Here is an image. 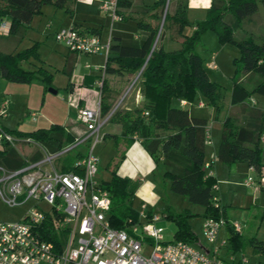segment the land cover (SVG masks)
I'll use <instances>...</instances> for the list:
<instances>
[{
    "label": "trees",
    "instance_id": "obj_1",
    "mask_svg": "<svg viewBox=\"0 0 264 264\" xmlns=\"http://www.w3.org/2000/svg\"><path fill=\"white\" fill-rule=\"evenodd\" d=\"M75 2L76 0H0V19L9 21V33L2 43L5 50L0 49V76L16 83H30L35 79H42V76L50 80L51 75L46 74L42 67L32 70L21 67L22 61L33 52L30 48L15 52L16 40L33 16L41 12L42 6L52 5L72 17ZM258 6L264 10V0H211L206 17L190 22L186 18L185 0H116L115 13L119 21L130 18L126 13L139 14L136 19L139 44L124 45L119 37L110 38L100 89V111L103 116L111 112L115 98L123 91L121 82H118L120 88L116 87L110 80L111 77L120 78L125 84L137 76L133 85L140 94V100L132 107L116 108L108 120V123L122 127L120 137L114 136L116 155L107 165L109 179L102 181L111 197L108 213L111 226L121 228L128 219L136 221L138 217L132 206L138 183L119 177L115 171L124 156L118 148L117 140L122 139L127 146L134 138L142 144L156 168L160 163L180 167V174L171 171H164L162 174L169 181L171 192L202 207L203 219L223 218L229 222L223 206L214 207V177L204 178L202 169L207 120L192 116L188 108L171 106V101L192 102L201 98L206 106L214 109L216 119L223 113L216 161L228 165L244 162L255 174H260V138L264 131V112H260L255 104L246 103V100L252 95L264 96V35L255 36L241 31V21L254 14ZM187 28L190 31L188 34L185 33ZM207 30L216 34L220 45L229 44L238 49V57L232 60L235 72H253L262 77L252 90L245 89L234 80L231 91L227 92L223 86L208 78L203 60L194 48L201 34ZM90 32L96 34L99 30L92 29ZM63 72L68 74V70ZM107 74L109 78H106ZM234 105H241L236 113L246 116L245 121H240L236 113L229 112V108ZM0 127L14 139L20 142L30 140L50 153L73 143L75 138L61 125H51L48 129L27 133ZM105 137L104 135L103 139ZM40 157L41 153L37 152L28 160L35 161ZM72 159L67 155L61 162L67 165ZM24 164V158L13 145L6 141L0 142V166L15 170ZM56 165L61 171L68 170L59 163ZM186 215V212L180 215L170 210L163 213L165 218L173 219L181 227L174 234V240L194 243L197 236L185 225L183 218ZM149 216L150 213L147 214ZM56 217L60 216L47 213L41 228L42 237L61 246L65 230L57 232L53 228L52 219ZM226 227L231 231L228 241H237L239 248L240 233H236L228 224ZM253 246L264 253V243H253Z\"/></svg>",
    "mask_w": 264,
    "mask_h": 264
},
{
    "label": "built area",
    "instance_id": "obj_2",
    "mask_svg": "<svg viewBox=\"0 0 264 264\" xmlns=\"http://www.w3.org/2000/svg\"><path fill=\"white\" fill-rule=\"evenodd\" d=\"M116 0H103L100 8L110 13L112 21H119L115 13ZM9 23L0 19V36H7ZM57 42L63 44L70 53L87 56L103 53L104 64L97 66L100 77L96 82L98 92L93 107L77 110V121L83 129L74 142L53 153L40 147L41 157L35 161L25 159V164L15 170L0 166V201L9 207L33 202L22 219L13 222L0 221V264H234L219 260L216 256L226 239H219L220 231L230 225L236 233L241 232L236 222H226L223 218H204L202 236L208 251L196 248L184 241L165 242L163 227L158 225L162 216L144 210L138 213L136 221L128 219L121 228L111 226L107 216L111 206L109 191L98 178V159L94 154L96 145L102 142L103 127L108 123L113 110L103 116L100 111V89L105 72V61L109 53L110 38L102 42L97 35L89 34L70 26L54 33ZM89 68V65H86ZM215 69L216 66L212 65ZM134 78L130 87L134 84ZM182 106H189L185 101ZM255 104V101H251ZM203 107V103L198 104ZM7 116V102L0 104V118ZM14 145L18 141L2 131L0 142ZM210 141L209 130L205 132V144ZM20 142V141H18ZM21 143H32L26 140ZM36 144V143H35ZM86 144L84 149H78ZM37 145V144H36ZM78 149V150H77ZM75 151V152H74ZM73 158L66 165L61 160L65 156ZM66 166L61 171L56 166ZM215 156L203 163L204 178L213 177ZM251 171L253 169L251 168ZM254 180L247 177L244 185L252 187ZM212 186L213 204L220 207ZM47 213H52L53 228L65 230L63 245L57 246L42 237L43 222ZM241 259L239 264H247ZM254 264H261L255 262Z\"/></svg>",
    "mask_w": 264,
    "mask_h": 264
},
{
    "label": "rangeland",
    "instance_id": "obj_3",
    "mask_svg": "<svg viewBox=\"0 0 264 264\" xmlns=\"http://www.w3.org/2000/svg\"><path fill=\"white\" fill-rule=\"evenodd\" d=\"M77 1L78 3H82L80 1L83 0ZM77 1L74 4V8L77 7ZM97 1H99L100 6V2L103 0ZM78 6H83L82 9H86L82 4H78ZM77 18L81 19L87 17ZM94 18V20L99 23V26H102L103 37L108 35L109 32L110 34H117L116 30L120 29L124 33L122 36L124 37L123 43L125 45L135 46L138 44V40L134 38L135 28L132 23L113 22L111 20L110 13H105L103 10H97ZM7 22L9 21L7 20ZM68 22L69 18L62 9H57L52 5H44L41 8V12L34 15L31 22L23 28L21 32H19L20 36L18 40H16V45L14 47L15 52H21L29 48L33 52V54H29L26 60L22 61L21 67L25 70L42 67L46 74L51 75V79L47 80L44 79L45 76H42V79H35L30 83H16L8 81L0 76V102L4 100L7 101V103L9 102V107H7V117L0 118V126L3 128H6L7 130H23L25 123H32L33 120H38L43 115H53L52 118H48H51L52 120L54 119V122H57L56 120H59L65 113H68L71 119H75L74 110H72V107L66 103L63 96V87L67 82V75L65 72H62V68L64 66L63 63L65 62L64 60L69 54L70 56H76V59L74 60L73 75L82 77L94 70L97 63L100 66L103 65L104 56L103 53L95 56L69 53L63 44L57 42L54 38V33L60 28L68 27ZM185 33H189L188 28ZM214 37H216V34L212 30H207L201 34V43L197 50L201 53L200 55L202 58H205L207 53L213 50L210 46L213 45ZM6 38L7 36H0V49L2 48V50H5V47H3L4 44L2 43H4ZM11 43H13V39H11ZM11 43L9 46L12 48ZM238 55H236V57H238ZM206 64L207 63L204 62V68L208 78L218 82L217 84L226 88H229L233 84V81L238 80L243 74L242 72H235V68L231 65L232 72L230 73V77L217 79V77L220 78L221 73L216 74L215 72L210 71ZM86 65H89L90 68H86ZM106 78H108V74L106 75ZM133 79L134 78H132L129 83L127 81L125 84L120 78L112 77L110 79L116 87L120 88L119 85H123L121 95L116 97L113 103L114 110L116 108L124 107V105L126 106V102L134 96L136 92L134 88L135 85L130 87ZM118 82L121 83L118 84ZM53 86L58 87L59 91L57 94H52L48 91L49 88L54 89ZM199 100L200 98H196L188 108L193 113L201 112V114L205 115L209 109L208 107H205L203 110H196V105ZM66 109L69 111L67 112ZM229 112L233 113V110L230 108ZM31 114H37V116L33 119L30 116ZM106 125H110V123ZM106 125L103 127V131L107 128ZM111 144L112 143L110 141L102 140V142L94 148V154L99 160L97 176L103 180L108 178L105 166L113 152ZM13 146L20 151V153L26 155L29 154V152H32L35 148L33 144L21 143L18 141H15ZM85 146L86 144H83L78 149H84ZM73 154L74 153H71L69 156L71 157ZM57 163H59V161H57L56 164ZM164 171H171L178 174L181 173L180 167L170 163L159 164V166L155 169L154 180L156 185V194L160 199L159 202L152 207L153 212L159 215L162 214L161 216H163V213L167 210L180 215L186 212L187 215L185 216V219L183 218V221L186 222L185 225L189 227V229L197 236L198 240L203 245L207 246L201 231L203 222V217L201 216L203 212L202 207L190 203L181 195L171 192L169 190V182L162 179L161 173ZM250 176L254 179L253 175ZM235 177L239 182H242L247 178V176L242 175L241 172L236 173ZM253 186H257L255 179L252 187ZM219 190L220 189L217 187V191L215 192L220 201L219 203L223 202V204H226L228 202L232 204V207H228L227 209L228 216L234 218L241 227L240 247L236 248L232 254L228 256L225 255L227 259L224 258V260L228 261L231 258L233 259L234 264H239L241 259H245L248 261L247 264H254L255 262L264 264V253L259 252L258 249L253 246V243H264V200H258L255 203H251V197L248 196L250 190L248 191V189L243 186L236 188L234 201H231L228 197H224V199L221 200V193ZM221 192L225 193L226 191H222L221 189ZM243 196H246V198L248 196L247 202L246 200L242 201ZM240 202L245 203H243V206L239 204L241 206L240 207L238 205ZM132 206L137 210V202H134ZM32 207L33 202L31 200L14 207H9L0 201V221H18L22 219L25 213ZM158 225L163 227L165 242L174 241V234L181 228L176 221L171 218H165L164 216Z\"/></svg>",
    "mask_w": 264,
    "mask_h": 264
},
{
    "label": "crops",
    "instance_id": "obj_4",
    "mask_svg": "<svg viewBox=\"0 0 264 264\" xmlns=\"http://www.w3.org/2000/svg\"><path fill=\"white\" fill-rule=\"evenodd\" d=\"M77 1V0H76ZM148 1V0H145ZM82 3H78L77 1V7L74 8L73 6V14L72 17H69L66 13V16L69 18V22L67 23L68 27L74 26L81 31H84L89 34L97 35L102 42L106 41L107 38L113 37H119L120 42L124 44V37L122 36L124 33L122 30H116L117 34H109L103 37L102 34V26H99V23L94 20L95 15L97 13V10H101L99 6V1L97 0H83L80 1ZM187 8H186V18L188 21L193 22L195 20H202L206 17L207 9L210 6L211 0H185ZM84 3V4H83ZM78 4L84 5L85 10L82 9L83 6L79 7ZM79 9V10H78ZM80 11V12H79ZM126 15H129V19L125 21H116V22H127L132 23L133 27L135 28V34L134 38L138 40L139 44V38L137 34V24L136 19L139 17V14H129L126 13ZM257 16V17H255ZM77 17H87V18H77ZM114 22V21H113ZM242 32H248L255 36L264 35V10L260 6H258L257 11L244 18L242 21ZM92 29L99 30L98 33L94 34L90 31ZM190 32V31H189ZM188 34V33H186ZM201 43V39L194 45L195 51L200 56V58L204 62H206L207 67L210 69V71L215 72L216 74L221 73L220 78L217 77V79H225L230 77V73L232 72V60L238 55V49L235 48L232 45H220L217 38H213V45L210 46L211 51L207 53V56L205 58H202L200 55L201 53L198 52V47ZM137 44V45H138ZM125 45V44H124ZM226 50V51H224ZM70 53V52H69ZM75 54V53H74ZM95 56V55H94ZM76 59V56H70L67 55V58H65V62L63 63V70H68L67 75V82L64 85V98L66 100V103H68L72 110H74L75 113V119H71V117L68 115V113H65L63 116L60 117L59 120H56L57 122H54V119L52 120V116H42L38 120H33V122L25 123L23 130H18L20 132H32L37 129H48L51 125H61L65 128L66 131L70 132L75 138L80 135L82 132V125L78 123L77 121V110L81 107H93L95 98L98 88L96 85V82L98 81L100 74L98 70L95 68L91 72L85 74L82 77L74 76L73 75V67H74V60ZM212 65H215L216 68L213 69ZM100 66L98 63L96 64V67ZM67 67V68H66ZM87 68V67H86ZM90 68V66H89ZM64 73V72H63ZM109 78V77H108ZM112 78V77H111ZM110 78V79H111ZM211 80V79H210ZM262 80V77L258 76L257 74L253 72L245 73L243 72L242 76L237 80L239 84H241L245 89L252 90L260 81ZM215 83H218L214 80H212ZM53 83V82H52ZM228 83V82H226ZM233 85V84H232ZM232 85L229 88H226L227 92L231 91ZM54 87V86H53ZM54 90L56 91V94L58 93V87L55 86ZM44 99V98H43ZM140 100V94L136 92L134 96H132L127 102L125 108L132 107L136 105L137 101ZM255 101L256 108L260 110V112H264V96L259 95H252L246 100V103H251V101ZM5 101V100H4ZM181 101L185 100H172L171 106L173 107H180V108H188L191 106L192 102L185 101L189 103V106H182ZM3 101L0 102V104ZM7 102V101H6ZM199 103H203L204 101L200 98L198 101ZM198 104L196 105V110H203L205 107H208L204 104L203 107H199ZM239 106L241 105H234L231 107L233 110V114L238 111ZM7 107H9V102L7 103ZM74 108V109H73ZM208 111L205 115L201 114V112L193 113L189 110L190 114L192 116L205 118L207 120V129L209 130V136L210 141L208 144H205V153H204V161H208L211 159L212 156H215L216 149L219 143L220 139V131H221V125H222V117L223 113L219 114V117L215 118V112L213 108L208 107ZM230 109V108H229ZM67 111V109H66ZM69 111V110H68ZM67 111V112H68ZM8 114V113H7ZM240 121H245L246 116L240 115L239 113H236ZM31 118H35L37 114H31ZM7 117V116H6ZM4 117V118H6ZM51 117V118H48ZM109 124V123H107ZM107 128L103 131V134L106 136L104 140L110 141L111 147L113 149V152L107 161V164L105 166V170L107 172L108 178L103 180L102 178H99L101 181H107L109 179L110 173L107 170V165L110 162V160L116 155V148L114 145V136L120 137L122 127L119 124L110 123V125H106ZM15 130V129H14ZM74 138V139H75ZM119 144V150L123 152V158L120 160L118 165L115 168L116 174L119 177L122 178H128L130 180L136 181L138 183V186L134 193V198L132 201V204L134 202H137L138 208H137V214L144 210V213L147 215L150 214H156L153 212V206L159 202V196L156 194V185L154 180V171L156 169L155 163L153 159L150 157V155L147 153V151L144 149L142 144L135 140V138L132 140V142L129 145H125L122 139H118ZM32 144V143H30ZM34 145V150L32 152H29V154H23L20 153L17 150V152L20 154L21 157L25 159H29L30 157H33L35 153L40 152V145ZM42 148V147H41ZM43 149V148H42ZM44 150V149H43ZM27 157V158H26ZM98 159V157H97ZM260 161L262 164V168L260 171V174H255L251 171V168L244 162H236L233 164H224L220 163L218 161H215L213 164V177L218 185V188L220 189L219 192L221 193V200L224 199V197H228L231 201H234V197L236 194V188L239 186H243L248 191L250 190V193H248V196L251 197V203H255L256 201H262L264 200V131L261 133L260 138ZM99 164V160H98ZM160 164H167V163H160ZM241 172L242 175H245L249 177L250 175H253L255 179V183L257 184L256 187H247L244 185V179L242 182H239L236 180V173ZM163 172L161 173L162 176ZM164 181H168L167 179H164ZM253 179V180H254ZM169 182V181H168ZM222 191H226L221 192ZM251 194V195H250ZM248 196H243V200L246 202L248 201ZM242 198V197H240ZM220 202V201H219ZM245 203V202H243ZM242 202L238 203V205H244ZM221 206H223L225 211V216L229 222L235 221L234 218H231L228 216L227 209L228 207H232L231 203L223 204L221 202ZM239 205V206H240ZM246 205V204H245ZM241 207V206H240ZM162 215V214H161ZM163 217V216H162ZM108 218V216H107ZM241 234V232H240ZM231 237V231L228 227H224L219 234V239H226L227 245L225 247H222L219 250L218 255L216 256L219 260L223 262H228L224 260V258L227 259L226 256L233 253V251L238 247V242L233 240L232 242H229L228 239ZM196 248H203L205 251H208V246L203 245L197 238V241L194 243H190ZM206 244V243H205ZM207 245V244H206Z\"/></svg>",
    "mask_w": 264,
    "mask_h": 264
},
{
    "label": "water",
    "instance_id": "obj_5",
    "mask_svg": "<svg viewBox=\"0 0 264 264\" xmlns=\"http://www.w3.org/2000/svg\"><path fill=\"white\" fill-rule=\"evenodd\" d=\"M163 37H164V33L161 34V38ZM48 91L51 92L52 94H56V91L54 89L49 88Z\"/></svg>",
    "mask_w": 264,
    "mask_h": 264
}]
</instances>
